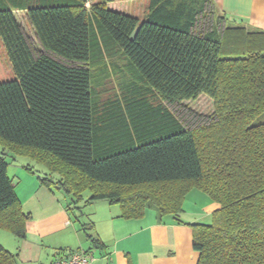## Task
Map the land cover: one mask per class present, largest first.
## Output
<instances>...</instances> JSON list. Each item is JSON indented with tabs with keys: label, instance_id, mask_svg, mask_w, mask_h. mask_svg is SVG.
<instances>
[{
	"label": "trees",
	"instance_id": "1",
	"mask_svg": "<svg viewBox=\"0 0 264 264\" xmlns=\"http://www.w3.org/2000/svg\"><path fill=\"white\" fill-rule=\"evenodd\" d=\"M148 1L139 20L98 5L91 15L87 0H0L15 73L0 83V232L26 238L12 154L42 165V183L68 195L70 210L89 190V204H117L122 218L141 219L152 204L160 220L181 222L186 196L199 190L219 208L211 224L190 225L197 264H264V122L252 125L264 113V30L228 24L214 0ZM116 57L120 93L104 101L106 59ZM201 95L213 112L186 128L168 106ZM81 230L105 248L93 223ZM0 264H20L1 243Z\"/></svg>",
	"mask_w": 264,
	"mask_h": 264
},
{
	"label": "crops",
	"instance_id": "2",
	"mask_svg": "<svg viewBox=\"0 0 264 264\" xmlns=\"http://www.w3.org/2000/svg\"><path fill=\"white\" fill-rule=\"evenodd\" d=\"M214 1L216 10L224 15L228 24L264 30V0ZM2 48V54H6L8 59L3 42ZM15 160L9 163L8 175L11 170L13 174L10 177L17 196L24 214L28 216L26 238L20 240L12 234L2 243L0 232V243L17 255L20 264H54L63 258L66 251L90 249L94 255L91 264L198 263L199 255L193 249L190 225L204 223L219 208L207 194L196 189L188 193L181 215L186 220L181 222L172 216L160 220L158 213L148 214L147 211L141 219H125L121 217L117 204L93 202L94 209L88 221L93 223V233L105 248H92L90 242L78 233L82 223L68 209L66 194L42 183L47 172L36 174ZM93 250L99 253L94 254Z\"/></svg>",
	"mask_w": 264,
	"mask_h": 264
},
{
	"label": "rangeland",
	"instance_id": "3",
	"mask_svg": "<svg viewBox=\"0 0 264 264\" xmlns=\"http://www.w3.org/2000/svg\"><path fill=\"white\" fill-rule=\"evenodd\" d=\"M98 5V6H104L108 8L109 10L116 11L123 14H128L131 16H134L138 18L139 20H142L147 12H148V6L149 1L148 0H87L86 2V9L88 12L92 15L93 9L92 7ZM219 13V12H218ZM220 14V13H219ZM16 18L18 22L21 24L32 48L36 53H42L43 48L40 45V42L36 36L35 30L33 26L31 25L27 15L24 12H17ZM2 42L0 40V83L7 82L15 79V73L12 69L11 63L6 57V54H2ZM4 53V50H3ZM54 58L66 63L70 64L54 55H52ZM107 64L110 67L111 75L110 79H108L105 84L103 85L102 89L99 91L102 99L107 101L109 98L114 97V95L119 94V76H116V71L113 69V64H119L120 66L123 64V60L120 59V57H116L113 59H106ZM171 112L177 117V119L180 120V122L186 127L190 128L192 130L197 129L200 125L206 123L209 120V117L211 116L213 112V101L206 95H201L195 100L186 101L182 104L174 105V106H168ZM264 122V113L261 114L257 119H255L252 122V125H257ZM2 147L0 146V154L2 153ZM14 159L17 163L23 164L26 167H29L31 170L35 171L36 174H44L46 172V169L34 161H32L29 158L25 157H17L12 154H10L7 157V162L13 163ZM10 176L12 171L9 172ZM90 197V192L84 191L82 193V199L77 200L76 206L73 205L72 212L75 213V217L78 218L79 222L83 223H89V219L91 218L90 213L93 211V207L91 204L87 202V200ZM66 200H70V198L67 195ZM72 201V200H71ZM190 206V204H189ZM148 214L149 213H157V210L155 209L154 205L150 204L149 208L147 209ZM76 218V219H77ZM75 219V218H74ZM75 219V220H76ZM180 220H186L182 219L180 217ZM77 221V220H76ZM79 222L78 225H79ZM212 218L207 219L202 224H211ZM2 233V243L5 242V238L7 236L12 237V233L6 230H1ZM82 237H84V240H86V234L80 230L78 231ZM90 233V232H88ZM6 235V236H5ZM5 244V243H4ZM7 244V243H6ZM91 252V251H90ZM94 254L99 253L97 250L92 251Z\"/></svg>",
	"mask_w": 264,
	"mask_h": 264
},
{
	"label": "built area",
	"instance_id": "4",
	"mask_svg": "<svg viewBox=\"0 0 264 264\" xmlns=\"http://www.w3.org/2000/svg\"><path fill=\"white\" fill-rule=\"evenodd\" d=\"M94 255L90 251H66L63 258L57 259L54 264H91Z\"/></svg>",
	"mask_w": 264,
	"mask_h": 264
},
{
	"label": "water",
	"instance_id": "5",
	"mask_svg": "<svg viewBox=\"0 0 264 264\" xmlns=\"http://www.w3.org/2000/svg\"><path fill=\"white\" fill-rule=\"evenodd\" d=\"M139 30H140V27L137 28V30L133 33V35H132V39H135V38H136V36H137Z\"/></svg>",
	"mask_w": 264,
	"mask_h": 264
}]
</instances>
